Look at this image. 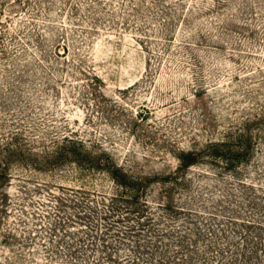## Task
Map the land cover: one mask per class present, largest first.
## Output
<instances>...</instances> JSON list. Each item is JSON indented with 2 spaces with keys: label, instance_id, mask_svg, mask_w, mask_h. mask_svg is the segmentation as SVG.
Wrapping results in <instances>:
<instances>
[{
  "label": "rangeland",
  "instance_id": "1",
  "mask_svg": "<svg viewBox=\"0 0 264 264\" xmlns=\"http://www.w3.org/2000/svg\"><path fill=\"white\" fill-rule=\"evenodd\" d=\"M5 158L0 264H264V0H0Z\"/></svg>",
  "mask_w": 264,
  "mask_h": 264
},
{
  "label": "trees",
  "instance_id": "2",
  "mask_svg": "<svg viewBox=\"0 0 264 264\" xmlns=\"http://www.w3.org/2000/svg\"><path fill=\"white\" fill-rule=\"evenodd\" d=\"M65 142L71 144H65ZM249 139L247 138V134L237 133L235 138L231 139L229 137H224L218 139L216 141H207L202 147L198 149H189L185 151H181L178 157V167L183 168L189 165L195 164L199 162V160L203 159L204 157H209L212 160H219L223 162L222 167L225 169H233L236 167V163L240 160L244 159V156L248 152L250 143ZM80 140H74L70 138H66L65 136L62 137L60 141V145L58 146V150L55 151L54 157L57 160H61L62 158H72L74 162H86L89 166H92L93 161L96 162L95 165L99 168L105 169L110 175L118 182L120 186L126 187L127 185V175L119 165L110 164L108 161H98L94 156H87L84 157L80 147ZM6 148V147H5ZM7 150V148H6ZM8 157V156H7ZM6 157V158H7ZM0 159V180L6 176H8L7 172V160ZM48 162V161H46ZM168 176H172L169 173ZM118 178V179H117ZM128 188H132L131 196L136 198L138 195V186H129ZM0 197L1 200L4 199Z\"/></svg>",
  "mask_w": 264,
  "mask_h": 264
}]
</instances>
